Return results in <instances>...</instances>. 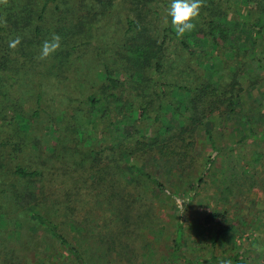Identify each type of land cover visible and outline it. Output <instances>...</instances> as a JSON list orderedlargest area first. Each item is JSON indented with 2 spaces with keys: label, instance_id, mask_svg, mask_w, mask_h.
<instances>
[{
  "label": "trees",
  "instance_id": "1",
  "mask_svg": "<svg viewBox=\"0 0 264 264\" xmlns=\"http://www.w3.org/2000/svg\"><path fill=\"white\" fill-rule=\"evenodd\" d=\"M240 1L203 0L199 16L193 21L195 28L177 37L172 25L165 26L160 36L148 27L145 17L152 11L151 0H130L135 5L136 18L127 15L124 21L119 14L127 7L126 0L121 5L116 0H7V3L0 0V122L11 119L15 124L11 135L4 138L0 135V146H16L21 152L28 144L53 145L55 156L64 152L68 157L63 167L49 164L45 157L32 162L19 159L10 168V180L0 175L3 217L13 223V215L17 217L13 212L25 214L42 229L46 240L63 247L77 263L89 264L84 261L80 242L88 235H95L94 229L81 225L71 205H66L60 214L43 208L50 195L47 183L53 182V177H60L64 167L72 172L77 169L75 173L86 170V175L92 171L98 173V187L109 182L106 175H113L111 188L119 190L109 194L110 201L119 195H130L126 186H117L116 178L126 172V156L157 152L177 157L184 170L191 160L190 151L196 142L194 134L205 119L217 113L225 120L228 114L235 113V101L244 88L264 80V0H243L242 4ZM239 8L251 13L250 20L240 19ZM230 19H236L234 27L224 22ZM243 26L250 32L249 47L254 52L251 56L249 48L243 49L242 36L238 33V28ZM114 30L121 34L111 36ZM54 33L61 37V48L46 60H39L43 42ZM16 37L21 38V43L13 50L9 41ZM169 44L176 51L175 59L169 55ZM216 58L222 66L212 69L210 75L203 64ZM177 62L179 71L172 74L171 66ZM97 71L103 74L102 78ZM54 80L57 86L61 85L58 90L62 93L53 98L56 104L51 105L48 100L52 98L47 97L46 88L51 89ZM84 91L86 95L80 98L77 93ZM173 91H178L183 100L178 102L173 98ZM54 94L58 92L55 90ZM63 101H67L65 106ZM166 108L175 113V125H163ZM132 109L137 112L134 123L142 122L143 127L149 128L147 135L136 136L140 131L133 125L135 132L125 134L123 144L114 143ZM88 121L95 123L92 128L97 132L98 139L94 140L99 142L98 147L82 145L84 138L80 132H89ZM22 124L28 126L27 131ZM205 134L217 152L211 129H205ZM256 141H264V133L249 129L237 143ZM213 162L208 157L199 176ZM2 164L5 162L0 159V168ZM126 165L137 172L135 180L142 176L161 192H167L158 178L140 166ZM191 187L195 189V185ZM127 205L124 203V207ZM59 215L64 217L60 223L55 220ZM213 217L208 215L205 221L208 223ZM128 221L126 218L125 222ZM124 227L121 225L110 233L108 240L115 243L120 239ZM182 229V222H177L170 260L193 264L181 249ZM32 237L37 235L32 233ZM2 240L0 231V245ZM237 257L238 254L233 259Z\"/></svg>",
  "mask_w": 264,
  "mask_h": 264
},
{
  "label": "rangeland",
  "instance_id": "2",
  "mask_svg": "<svg viewBox=\"0 0 264 264\" xmlns=\"http://www.w3.org/2000/svg\"><path fill=\"white\" fill-rule=\"evenodd\" d=\"M116 1L121 5L122 0ZM126 1H128L126 9L119 14L122 21L127 15L136 18L133 10L135 5L130 0ZM242 2L243 0L240 4ZM169 4L170 0H162V2L151 0L152 11L146 15L145 19L148 27L150 26L156 35L160 36L163 28L171 25V17L167 14ZM237 11L240 13V19L250 20L251 13L247 9L239 8ZM113 18L118 21L117 16ZM224 22H227L230 27L236 25V19ZM238 33L242 36L243 49L249 48L250 56L253 55V49L249 47L250 32L243 26L238 28ZM120 34L121 32L114 30L111 36L117 37ZM168 51H170V57L175 59L176 56L173 53L176 51L171 44ZM177 64L178 62L171 66L172 74L179 71ZM221 66L218 58L203 64V68L210 75L212 69ZM98 73L99 78H102L103 74L97 71L96 74ZM246 80L247 77L245 82ZM53 82L51 87L58 92L57 95L54 94L55 90H51L52 88H46L47 97L52 98L48 100L51 105L56 104L53 98L62 93L58 90L61 85L57 86L55 80ZM76 85L79 89L80 86L77 83ZM85 93V91L79 92L77 95L82 98L86 95ZM178 94H180L178 91H173L172 96L180 102L183 99ZM66 102H62L63 106ZM235 108V113L228 114L225 120H222L217 113L205 119L204 124L194 134L196 142L190 151L191 160L184 170H181L177 157L162 156L157 152L151 154L146 151L144 155L136 153L135 157L126 156V163L138 165L158 178L164 184L168 194L161 192L142 176L135 180L137 172L125 163L126 172L120 177L116 176L117 186L121 184L126 186L127 194L130 193V195L126 197L119 195L122 199L116 196L108 201L109 194L119 190L115 187L111 188L113 175L108 174L105 177L109 179V182H104V186L108 187H98L96 186L98 173L87 171L86 175V170L79 169L75 173L77 169L72 172L70 168L64 167V172L60 170V177H53V182L47 183L50 195L43 208L57 210L60 214L66 205H71L75 208L81 225L94 229L95 235H88L80 242L84 261L89 264H189L180 260H170L177 222H182L183 225L182 252L192 260L193 264L195 262L264 264V141L237 143V140L248 133L249 129L264 133V80L244 88L240 98L235 101ZM129 112L127 124L118 132L114 143L123 144L125 134L135 132L133 125H137L140 131L136 136L147 135L145 132L149 128L143 127L142 122L134 123L137 117L136 109ZM8 116H12L11 113ZM176 119L171 109H164L163 125H175ZM10 120L0 122L2 138L13 133L15 124ZM19 120L20 117L17 116V121ZM87 125L88 134L80 132L81 137L84 138L82 145L87 148L98 147L99 142L94 140L97 138V132H93L92 128L95 123L88 121ZM48 126H46L47 130ZM21 127L25 131L28 129V126L24 124ZM205 129H211L217 152L213 151L207 140ZM15 132L17 138L18 130L15 129ZM39 134L41 131L38 132ZM52 138L55 137L52 136ZM27 146L21 152L17 151L16 146H0V159L5 162L0 168V175L5 180H10V168L17 164L19 159L32 162L45 157L49 164L63 167L68 158L62 151V154L55 156L53 145L28 144ZM208 157L213 158L214 162L209 164L201 177L200 170ZM67 171L70 172L67 173ZM192 185H195V189L194 186L191 187ZM175 198L185 201L182 212ZM69 199L71 202L68 203ZM101 201L103 204L100 203ZM124 203L128 205L124 207ZM89 212L91 213L88 217ZM2 214L0 212V229H3L5 233L0 230L3 235L0 245V264H79L63 247L46 240L42 235V229L26 218L25 214L19 215L13 212L17 215L14 217L12 214L13 223ZM208 215L214 217L207 223L205 217ZM126 218L129 219L127 223ZM55 220L60 223L64 217L59 215ZM121 225L125 226L124 230L120 231L121 238L111 243L108 240L109 234ZM65 232L67 238H70V234ZM32 233L37 235V238H33ZM105 240L107 242L104 243ZM104 244L108 245L105 247ZM236 254L238 257L235 260L233 258Z\"/></svg>",
  "mask_w": 264,
  "mask_h": 264
},
{
  "label": "clouds",
  "instance_id": "3",
  "mask_svg": "<svg viewBox=\"0 0 264 264\" xmlns=\"http://www.w3.org/2000/svg\"><path fill=\"white\" fill-rule=\"evenodd\" d=\"M7 3V0H2ZM203 6V0H170L167 10L168 16L171 17V25L176 32L177 37H182L186 32H191L195 28L193 23L198 18L200 8ZM6 26V21H3ZM21 43V38L16 37L9 41V48L15 50ZM61 48V37L58 34H52L51 38L45 40L42 44L39 60H46ZM166 194H168L166 192ZM177 199L180 212L184 210V202Z\"/></svg>",
  "mask_w": 264,
  "mask_h": 264
}]
</instances>
